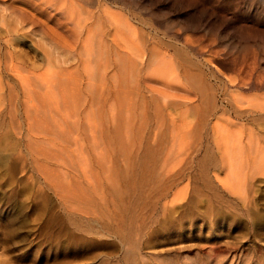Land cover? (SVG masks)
I'll use <instances>...</instances> for the list:
<instances>
[{"label": "rangeland", "instance_id": "rangeland-1", "mask_svg": "<svg viewBox=\"0 0 264 264\" xmlns=\"http://www.w3.org/2000/svg\"><path fill=\"white\" fill-rule=\"evenodd\" d=\"M78 74H0V264H264V157L128 140L122 106Z\"/></svg>", "mask_w": 264, "mask_h": 264}, {"label": "bare ground", "instance_id": "bare-ground-1", "mask_svg": "<svg viewBox=\"0 0 264 264\" xmlns=\"http://www.w3.org/2000/svg\"><path fill=\"white\" fill-rule=\"evenodd\" d=\"M1 73L23 89L79 73L72 84L122 106L128 140L194 152L182 142L211 138L206 152L264 157V0H0Z\"/></svg>", "mask_w": 264, "mask_h": 264}]
</instances>
